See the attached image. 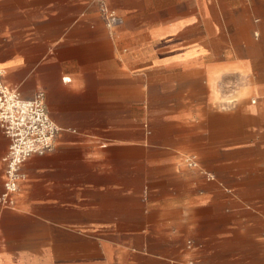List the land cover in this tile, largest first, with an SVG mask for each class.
Instances as JSON below:
<instances>
[{
	"label": "crops",
	"instance_id": "crops-1",
	"mask_svg": "<svg viewBox=\"0 0 264 264\" xmlns=\"http://www.w3.org/2000/svg\"><path fill=\"white\" fill-rule=\"evenodd\" d=\"M106 2L112 27L0 0L2 80L61 128L0 204V264H264V0Z\"/></svg>",
	"mask_w": 264,
	"mask_h": 264
},
{
	"label": "built area",
	"instance_id": "built-area-1",
	"mask_svg": "<svg viewBox=\"0 0 264 264\" xmlns=\"http://www.w3.org/2000/svg\"><path fill=\"white\" fill-rule=\"evenodd\" d=\"M92 1L98 5L106 25L112 27L117 19L115 11L106 0ZM0 129L9 140L3 158L5 178L0 204L12 207L18 184L23 178L21 166L33 155L50 152L61 128L50 119L43 92H37L31 100L22 99L18 91L4 84L0 70ZM187 163L189 166L196 165L193 159H188Z\"/></svg>",
	"mask_w": 264,
	"mask_h": 264
}]
</instances>
